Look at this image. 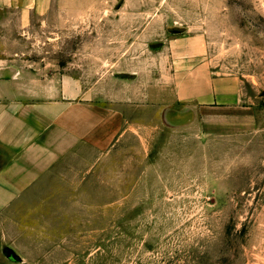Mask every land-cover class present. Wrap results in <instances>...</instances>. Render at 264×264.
<instances>
[{"label":"rangeland","instance_id":"obj_1","mask_svg":"<svg viewBox=\"0 0 264 264\" xmlns=\"http://www.w3.org/2000/svg\"><path fill=\"white\" fill-rule=\"evenodd\" d=\"M55 3L71 11L38 29L62 41L42 45L53 69L95 52L149 74L153 48H189L242 80L264 124V0ZM158 121L107 152L82 149L0 214V264H264V126L222 136Z\"/></svg>","mask_w":264,"mask_h":264},{"label":"crops","instance_id":"obj_2","mask_svg":"<svg viewBox=\"0 0 264 264\" xmlns=\"http://www.w3.org/2000/svg\"><path fill=\"white\" fill-rule=\"evenodd\" d=\"M68 11L55 0H0V214L52 187L53 174L82 149L104 153L134 131L148 134V118L222 136L262 132V111L242 80L215 75L189 48H153L149 74L95 52L82 62L78 53L75 70L53 69L42 45L62 41L38 29Z\"/></svg>","mask_w":264,"mask_h":264}]
</instances>
